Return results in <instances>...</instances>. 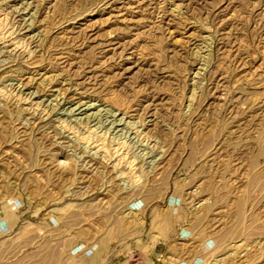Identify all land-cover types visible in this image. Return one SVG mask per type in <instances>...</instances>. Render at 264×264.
<instances>
[{"label": "rangeland", "instance_id": "1", "mask_svg": "<svg viewBox=\"0 0 264 264\" xmlns=\"http://www.w3.org/2000/svg\"><path fill=\"white\" fill-rule=\"evenodd\" d=\"M160 238L264 264V0H0V264Z\"/></svg>", "mask_w": 264, "mask_h": 264}, {"label": "crops", "instance_id": "2", "mask_svg": "<svg viewBox=\"0 0 264 264\" xmlns=\"http://www.w3.org/2000/svg\"><path fill=\"white\" fill-rule=\"evenodd\" d=\"M167 241L168 240L165 238H160L158 241H156L157 243L154 248L148 250L149 254L147 253L146 256L141 253L143 251L140 250V253H136L138 252V249L133 248L132 245H120L118 249H115L110 252L109 261L114 263L115 260L121 261V259L124 258L125 260L122 262V264H131L139 260V264H150V261L152 262V264H159L160 261L162 264H180V256L176 253H164L158 250V248H161L162 246L166 245ZM137 256L140 257L135 259ZM165 257L166 259L168 258L171 263L165 261ZM120 261H118L119 264H121Z\"/></svg>", "mask_w": 264, "mask_h": 264}]
</instances>
